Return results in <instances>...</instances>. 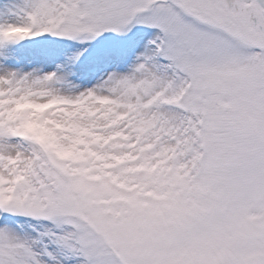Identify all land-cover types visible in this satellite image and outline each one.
<instances>
[{"label":"snow or ice","instance_id":"snow-or-ice-1","mask_svg":"<svg viewBox=\"0 0 264 264\" xmlns=\"http://www.w3.org/2000/svg\"><path fill=\"white\" fill-rule=\"evenodd\" d=\"M0 264H264V0H0Z\"/></svg>","mask_w":264,"mask_h":264}]
</instances>
